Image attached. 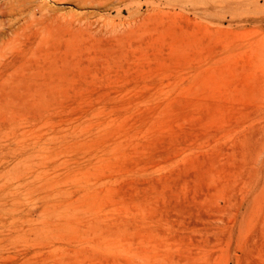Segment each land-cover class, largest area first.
<instances>
[{"label":"rangeland","instance_id":"374dc122","mask_svg":"<svg viewBox=\"0 0 264 264\" xmlns=\"http://www.w3.org/2000/svg\"><path fill=\"white\" fill-rule=\"evenodd\" d=\"M0 264H264V0H0Z\"/></svg>","mask_w":264,"mask_h":264}]
</instances>
